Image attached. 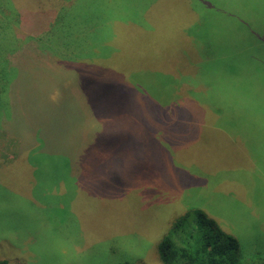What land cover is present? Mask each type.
<instances>
[{"label":"rangeland","instance_id":"374dc122","mask_svg":"<svg viewBox=\"0 0 264 264\" xmlns=\"http://www.w3.org/2000/svg\"><path fill=\"white\" fill-rule=\"evenodd\" d=\"M237 2L198 11L192 42V0H0V73L24 91L13 122L0 77V259L161 264L171 221L199 208L264 264V0ZM74 87L99 97L94 124L64 106Z\"/></svg>","mask_w":264,"mask_h":264},{"label":"trees","instance_id":"16d2710c","mask_svg":"<svg viewBox=\"0 0 264 264\" xmlns=\"http://www.w3.org/2000/svg\"><path fill=\"white\" fill-rule=\"evenodd\" d=\"M237 4V0H192V10H190L192 11V42H195L193 39H195L196 42H205V40L202 39L204 30L197 34L193 29V26L201 25L200 23L202 22L200 14L197 15L198 11H200L199 13L204 11L206 14H209V11L222 12L231 8L238 9ZM186 12H188V9L181 10L176 15L177 22L175 25L179 24L178 28L183 32L188 29V25L184 22V20L188 17ZM128 30H136L132 33L134 38H140L143 33L142 25L135 23V21H132L131 27ZM147 32L151 35H157L161 32V29H150ZM86 39L87 38L83 39L81 37L78 42H94L92 39ZM97 43L99 47V62L101 64V40ZM79 46L80 44L78 43L76 47L70 51H77ZM118 46L120 47V50H122V47H124V42H119ZM106 58L108 59L109 57ZM11 68L12 67L10 66L5 67V64L1 66V70L5 73H0V77H2L1 81L4 86L3 91L6 94L8 93L9 104H11L10 108L12 112L9 111L7 118H12L11 121L14 122V117L18 112V106L14 99L17 97V93H20L21 95L24 91H21L20 88H17L18 85L15 82L18 77L15 78V74L11 77ZM28 81L29 80L24 82L23 85H27ZM117 84L119 85L118 89L121 91L122 86H120L119 81ZM68 85L69 87L72 86L71 83ZM8 87L11 88L10 93ZM198 90L192 89V93ZM122 91H124V88ZM133 91L137 90L134 88ZM84 92L80 91L79 88H71V92L68 93L66 104L64 106L70 109L72 115L73 110H75L73 117L77 118L76 120H78L80 123L90 125L94 124L97 119V113H92V110L96 111V103L99 102V97L97 99H93L92 96L88 95L90 94L89 91L84 90ZM193 96L194 95H192V98L194 99ZM80 101L84 104H79ZM211 101L212 103L216 102L212 98ZM154 103L155 102H153V104ZM29 104L35 107L33 103ZM218 110L219 109H216L214 111L218 112ZM22 113L26 114L23 109ZM18 137L26 139L20 135ZM41 141L42 142L39 143L42 145L44 144V152H50L53 154V151L57 150L55 148L56 144L54 140L46 139V141ZM34 146V144L23 143L19 148L18 155H31L34 152L32 149ZM77 147L78 146H74L72 151L76 150ZM80 156L81 154L77 153L75 158ZM75 164L76 161H73V165ZM157 255L161 264H242V251L235 236L225 231L215 218L211 217L204 210L199 208L185 210L171 221L168 230L161 237L157 244ZM0 264H8V262L6 259H0Z\"/></svg>","mask_w":264,"mask_h":264}]
</instances>
